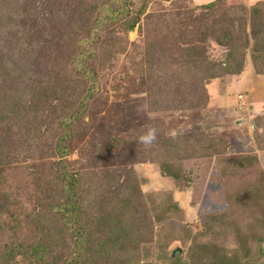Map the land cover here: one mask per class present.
<instances>
[{"label":"rangeland","instance_id":"rangeland-1","mask_svg":"<svg viewBox=\"0 0 264 264\" xmlns=\"http://www.w3.org/2000/svg\"><path fill=\"white\" fill-rule=\"evenodd\" d=\"M126 1L127 17L139 15L138 23L117 39L104 34L109 26L97 33L101 40L95 45L97 54L91 66L99 92L88 100L84 115L74 123L73 136L67 142L69 154L61 159L53 148L58 127L52 118L61 93L49 97L37 92L35 84L50 82L55 86L51 76L59 73L58 84L67 87L59 102L69 111V105L90 86L72 68L76 35L94 25L103 3L112 9L120 4L108 0H37L35 14L26 17L24 23L11 25L0 17V24L11 28H0V100L7 93L13 96L10 101L2 99L0 105V264H164L158 256L170 257L176 246L182 250L171 260L187 264L188 247L194 240L222 246L228 253L235 250L232 222L261 238L250 239L252 254L260 245L264 251V197L257 200L254 189V185L260 187L264 174V60L251 58V34L256 32L246 26L249 45L239 74H199L206 92L202 103L192 108L183 106L187 84L176 81L171 94L152 102L153 109L149 110L144 82L154 47L169 48L181 57L188 46L200 43L213 62L224 61L227 49L215 38L217 28L209 24L205 30L187 27L184 36L177 31V18L183 14L178 15L179 11L188 10L189 4L212 0ZM255 1L222 0V11L241 19L240 6L248 8ZM236 66L231 65V70ZM153 118L162 122L164 136H180L185 144L201 134L220 137L226 142L224 153L182 157V170L189 177L185 186L180 179L161 174L158 163L133 162L139 148L152 147L142 144L139 136L142 126ZM112 139L118 148L110 155ZM168 148L155 137L154 150L163 156ZM241 155L247 156L249 163L244 162L233 174L221 173L225 157ZM58 160L86 183L103 168L114 174V181L108 184L92 181L87 205L74 216L75 227L54 206L63 198V180L54 166ZM128 167L138 178V187L126 178ZM130 191L140 196L137 208L150 209V216L162 210L163 195L177 206L160 213L159 220L153 219L146 237L145 231L133 228L130 234L138 239L134 241L138 248L133 246L138 250L133 251L137 259L131 261L126 259L129 248H125L124 238L104 244L105 229L115 226L117 216L104 205ZM235 192L240 198L256 196L250 209L243 208L242 200L229 199ZM97 210L96 215L92 213ZM143 243L150 249L148 258L140 250ZM256 260L254 264H264V254Z\"/></svg>","mask_w":264,"mask_h":264},{"label":"trees","instance_id":"trees-1","mask_svg":"<svg viewBox=\"0 0 264 264\" xmlns=\"http://www.w3.org/2000/svg\"><path fill=\"white\" fill-rule=\"evenodd\" d=\"M36 1L37 0H0V17L7 20L11 23V25L17 21H19V23H24L26 17L35 14L37 7ZM108 1L117 2L120 6L112 9L107 2L103 3L101 5L100 16L95 20L94 25L89 28L88 32H80L76 35L77 38L75 39V47L77 48V52L72 58V68L81 79L90 83V86L86 89V92L81 96V98L79 100L75 99V102L69 105L70 110H66L67 105L60 103L59 99L61 98L64 89L67 87L64 88V83L62 82L58 84L60 76H58L59 73L56 72H54L51 76L53 81H56L54 83L56 87L50 82L48 85H46L45 82L43 86H40L41 83L35 84V89L38 90L37 92H42L49 97L53 98L55 94L58 95L61 93V96L58 97V103L60 106L57 104L58 107L54 110L56 114L52 117L54 119V123H56L58 127L57 138L53 144V148L59 159L69 154L67 142L73 136V125L84 115L88 100L92 99L93 95L99 92V82L97 80L95 70L91 66V61L97 54L95 45L99 42V40H101L97 33L102 30L103 26H109L108 30L104 34L107 36L111 35V37L117 39L124 31L127 29H133L138 23L139 15L135 17L132 16L131 18L127 17L129 15V7L127 6L126 0ZM223 7L222 0H212L204 4H189L188 10L179 11L178 15L181 13L183 14L181 18H177L176 24L179 27L177 31L184 36V33H187L188 31L187 27L197 26L198 30H205L209 24V26L217 28L216 34L218 36L215 38H217L218 42L223 44L227 49L226 58L224 61L218 60L213 62L209 59L203 46L196 42L188 46L185 54L181 57L175 56L169 48L154 47L148 61V75L145 77L144 82L146 97L149 102V110L153 109L154 105L152 102L162 100L166 93L171 94L170 91L176 81H182L187 84L183 89V99L181 100V104L192 108L195 105L202 103L203 99L206 98V92L199 80V74L208 77H216L228 71L234 74H239L243 70L242 62L245 55L244 50H246V47L249 45V38L246 32L247 25L250 30L256 32H252L251 34V38L253 39L251 45L253 50L251 58L255 61L258 58L264 60V0H257L253 4L249 5L248 8L240 6V11L243 14L241 19H236L227 12L222 11ZM0 28L8 30L11 29L10 26L5 23L0 24ZM176 40L177 39H175V41ZM204 40L205 37H203V41ZM231 65H237V69L231 70ZM219 70H221V72L218 73ZM77 82H79V80H77ZM12 98L13 96L7 93V95L5 94L2 99L10 101ZM1 100L0 105H2ZM73 107L75 108L72 109ZM256 127H259V123ZM149 128L155 131V137L160 138L162 142L169 145V152L163 156L160 155L156 149L154 150L153 140L150 144L152 147L147 149L144 147L139 148V156L133 155L132 161L141 162L148 160L153 163H158L161 174L172 177L175 180L180 179L183 186L187 185L189 177L182 170V157H185L186 155L211 156L213 154H223L226 148V142L220 137L214 139L212 136L208 137L201 134V138L205 139V141L200 138V135L195 138H190L188 140L189 144H185L182 137L177 135L166 137L164 136L163 124L158 118H153L142 126V129L140 130L144 134ZM183 145L187 146V148H184ZM109 146L112 147L109 154L113 155L114 150H116L114 148H118V143L116 140L112 139L110 140ZM180 149L181 151L183 149V151L180 152ZM224 159H226V164L221 168L222 174L227 172L233 174L237 167L240 168L245 165L244 162L249 163V158L243 155L233 156L230 158L225 157ZM55 163L56 164L54 166L58 169V172H60L63 180V187L61 190L63 198H61V201L54 204V206L57 210L67 216V222L70 226L73 224V227H75L73 220L74 216L83 208V206L87 205L88 192H90L94 186L92 181L95 179L100 183L108 184L109 181H114V174L113 171L103 168L101 173L95 172V174H92L90 176L92 180L89 178V181L86 183L81 176L79 177L75 172L68 171L62 163V160H58ZM124 172L130 183L133 186L138 187L139 180L134 175L132 168L128 167ZM259 180L260 187L254 185L257 197L253 194L248 196L245 195V197L240 198L239 194L235 192L229 196V199L242 200L240 203H242L243 208L250 209L252 199H254V197H256L257 200L264 197V174ZM242 189L245 190V188H239L238 191H242ZM250 191H252V189ZM246 192L248 191L246 190ZM156 195L161 194L157 193ZM137 197L139 198L140 196ZM137 197L130 191L129 193L119 195L116 199H114L113 203L109 202L104 205V208L109 207L115 210L117 215L115 226L111 229H105L104 244H112L118 239L124 238L126 244L129 245V247L125 245V248H129L127 250L128 255L126 258L128 260L130 259L129 261L137 259L133 256V251L138 249L133 246L137 247L134 241L138 242V239L136 237L131 238L130 234V232L134 231L133 228L138 227L139 232L145 231L143 234H145L144 237H146L148 235L146 233L152 228L151 223L153 219L159 220L161 217L160 213L163 211H167L172 208L177 209L176 205L172 206L170 204L171 200L169 196L163 195L161 196L163 199L160 201L161 204L163 202V205L160 207L162 210L156 213L154 212L155 215L150 216V209L143 211L141 207L139 209L137 208ZM102 202H104V200H102ZM97 212L98 210L93 211L92 213L96 215ZM202 223L204 224L205 221ZM76 229L77 227L74 228V230ZM231 229L236 241L235 250L228 253L222 246L215 244H200L194 240L193 244L188 247V254L186 257L187 264H254L257 261L256 259L259 258V254H264V251L260 245L257 247L256 254H252L249 247V241L251 238L260 241L261 238L257 237L252 230L249 232L242 231L239 225L235 222H232ZM79 234L81 235V233ZM140 250H143V257L148 258L150 249L144 243L141 245ZM170 257L166 255H159L158 261L164 264H177V262H179V260H171L173 257ZM68 264H78V262L69 261Z\"/></svg>","mask_w":264,"mask_h":264},{"label":"clouds","instance_id":"clouds-1","mask_svg":"<svg viewBox=\"0 0 264 264\" xmlns=\"http://www.w3.org/2000/svg\"><path fill=\"white\" fill-rule=\"evenodd\" d=\"M155 139V131L149 128L146 133L139 136V141L144 145H150Z\"/></svg>","mask_w":264,"mask_h":264},{"label":"water","instance_id":"water-1","mask_svg":"<svg viewBox=\"0 0 264 264\" xmlns=\"http://www.w3.org/2000/svg\"><path fill=\"white\" fill-rule=\"evenodd\" d=\"M181 248L180 247H178V246H176V247H174L171 251H170V256L171 257H174V256H176L177 254H179L180 252H181Z\"/></svg>","mask_w":264,"mask_h":264}]
</instances>
